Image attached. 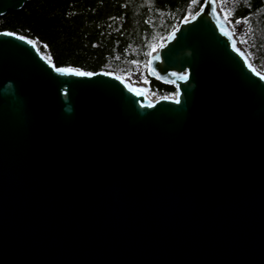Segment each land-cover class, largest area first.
I'll return each instance as SVG.
<instances>
[{"label": "water", "instance_id": "1", "mask_svg": "<svg viewBox=\"0 0 264 264\" xmlns=\"http://www.w3.org/2000/svg\"><path fill=\"white\" fill-rule=\"evenodd\" d=\"M147 75L176 93L0 31V264H264V72L219 0Z\"/></svg>", "mask_w": 264, "mask_h": 264}, {"label": "trees", "instance_id": "2", "mask_svg": "<svg viewBox=\"0 0 264 264\" xmlns=\"http://www.w3.org/2000/svg\"><path fill=\"white\" fill-rule=\"evenodd\" d=\"M205 0H31L0 17V31L36 41L56 66L87 71L147 64L181 21L197 13ZM249 18L248 53L264 71V0H239L228 20ZM130 65V68L128 67ZM150 92L176 93L173 84L147 75Z\"/></svg>", "mask_w": 264, "mask_h": 264}, {"label": "rangeland", "instance_id": "3", "mask_svg": "<svg viewBox=\"0 0 264 264\" xmlns=\"http://www.w3.org/2000/svg\"><path fill=\"white\" fill-rule=\"evenodd\" d=\"M238 1L239 0H219L220 8H221L223 15L225 17L226 16L228 17L229 14L234 10ZM194 15H195V13L191 12L187 17H192ZM240 20L242 22L240 24H236V22L232 23L227 19V21L229 22L230 26L232 27V29H233L236 37H237L240 45L245 50H247L248 49L249 36H250L251 31H252L251 21L249 18H244V19H240ZM42 54L46 57H49L46 53H42ZM128 67L130 68V65H128ZM108 71L115 72L119 76L129 80L131 83L138 84V85L144 84L143 81L147 80V64L135 63L133 65V67L127 72H123L121 69H115V71H113V70H111V68H109ZM147 83L149 84V82H147ZM173 94H175V93H173ZM173 94H169L166 96H171ZM153 95H155L159 98L162 97V96H158L156 94H152L150 92V96H153Z\"/></svg>", "mask_w": 264, "mask_h": 264}, {"label": "snow or ice", "instance_id": "4", "mask_svg": "<svg viewBox=\"0 0 264 264\" xmlns=\"http://www.w3.org/2000/svg\"><path fill=\"white\" fill-rule=\"evenodd\" d=\"M226 19H228V17H225ZM242 21L241 20H236V24H240ZM29 43H31V41H29ZM58 72H65V71H71L70 69L66 70V69H62V68H58L57 69ZM76 75H85V73H76ZM88 75H91L90 73ZM262 79H264V77H261ZM181 80H185L187 79L186 76H181L180 77ZM144 83H147L148 81L145 80L143 81ZM177 103H179V99L176 100Z\"/></svg>", "mask_w": 264, "mask_h": 264}, {"label": "built area", "instance_id": "5", "mask_svg": "<svg viewBox=\"0 0 264 264\" xmlns=\"http://www.w3.org/2000/svg\"><path fill=\"white\" fill-rule=\"evenodd\" d=\"M148 97L149 98H151V99H153V100H155V99H158L159 97H157V96H155V95H153V96H150V93L148 94ZM163 97V96H162Z\"/></svg>", "mask_w": 264, "mask_h": 264}, {"label": "bare ground", "instance_id": "6", "mask_svg": "<svg viewBox=\"0 0 264 264\" xmlns=\"http://www.w3.org/2000/svg\"><path fill=\"white\" fill-rule=\"evenodd\" d=\"M175 97V96H174Z\"/></svg>", "mask_w": 264, "mask_h": 264}]
</instances>
